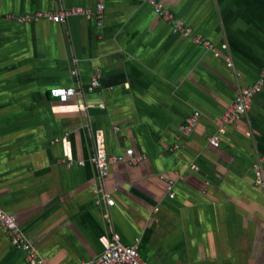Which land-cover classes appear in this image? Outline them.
I'll use <instances>...</instances> for the list:
<instances>
[{
	"label": "crops",
	"instance_id": "1",
	"mask_svg": "<svg viewBox=\"0 0 264 264\" xmlns=\"http://www.w3.org/2000/svg\"><path fill=\"white\" fill-rule=\"evenodd\" d=\"M100 1L0 0V211L44 264H98L115 234L145 264H264V90L209 142L264 76V0H155L189 37L148 0H102V26L23 20ZM65 88L68 102L50 96ZM130 149L146 160L104 176L91 161ZM0 264H31L1 226Z\"/></svg>",
	"mask_w": 264,
	"mask_h": 264
},
{
	"label": "built area",
	"instance_id": "2",
	"mask_svg": "<svg viewBox=\"0 0 264 264\" xmlns=\"http://www.w3.org/2000/svg\"><path fill=\"white\" fill-rule=\"evenodd\" d=\"M148 2L153 6L154 11L158 14L164 21L171 23L173 29L176 32L183 33L187 37L190 36V30L187 28L183 21L177 19L169 9L165 8L162 4H159L155 0H148ZM105 4L101 0L95 11L88 8L75 7L68 10H62L57 13L50 12H38L32 15L26 16L24 21L47 19L54 23H65L69 18L76 16H83L86 18H94L98 26H102L104 19ZM195 44L211 47V43L208 40L203 39L199 35H194L191 37ZM100 87V74H96L92 78V86L90 90ZM264 90V76H262L256 83L252 84L250 87L242 88L233 106L226 112V114L218 119V126L220 133L211 137L209 142L211 145H218L221 142L222 136L226 133L225 128L227 126L233 125L236 121L245 113L249 112L253 107V102L255 97ZM76 95V90L74 88L65 89H52L50 91V96L54 100H58L61 103L68 102L73 96ZM200 114L198 112L190 116L185 125L182 127V134L189 135ZM127 156L117 155L114 157H109L101 151L97 152L91 157L92 163L98 168L101 175H106L109 172L110 165L113 161H125L131 164H136L138 162L146 160V157L137 158L135 156V151L130 149L127 152ZM84 161H79V165H84ZM256 176L257 185L264 187V175L263 168L260 163L256 164L254 170ZM172 183V181H171ZM170 197H174V193H170ZM110 205L115 204L114 199H108ZM0 226L10 235L12 244L16 247L24 250L28 255V260L31 264H44L43 261L34 254V247L24 235L20 229L18 218L15 215L7 214L0 211ZM98 264H145L141 254L139 252L138 246H127L123 244L122 238L119 234L113 236V242L109 249L105 252L102 258L98 261Z\"/></svg>",
	"mask_w": 264,
	"mask_h": 264
},
{
	"label": "rangeland",
	"instance_id": "3",
	"mask_svg": "<svg viewBox=\"0 0 264 264\" xmlns=\"http://www.w3.org/2000/svg\"><path fill=\"white\" fill-rule=\"evenodd\" d=\"M255 100V99H254ZM253 104H254V102H253ZM253 108V107H252ZM246 114V113H245ZM245 114H243V115H245Z\"/></svg>",
	"mask_w": 264,
	"mask_h": 264
}]
</instances>
